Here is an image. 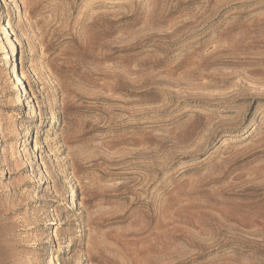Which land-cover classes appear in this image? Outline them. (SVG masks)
<instances>
[{
    "label": "rangeland",
    "instance_id": "1",
    "mask_svg": "<svg viewBox=\"0 0 264 264\" xmlns=\"http://www.w3.org/2000/svg\"><path fill=\"white\" fill-rule=\"evenodd\" d=\"M0 264H264V0H0Z\"/></svg>",
    "mask_w": 264,
    "mask_h": 264
},
{
    "label": "bare ground",
    "instance_id": "2",
    "mask_svg": "<svg viewBox=\"0 0 264 264\" xmlns=\"http://www.w3.org/2000/svg\"><path fill=\"white\" fill-rule=\"evenodd\" d=\"M15 69H16V66L13 65V70H15ZM21 79H22V78H20L19 76L16 77L17 84H20V83H21ZM26 98H27V97H26ZM71 200H72V198L70 199V201H71ZM67 242H68V245H69V244H70V243H69V240H68Z\"/></svg>",
    "mask_w": 264,
    "mask_h": 264
}]
</instances>
